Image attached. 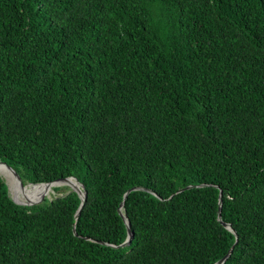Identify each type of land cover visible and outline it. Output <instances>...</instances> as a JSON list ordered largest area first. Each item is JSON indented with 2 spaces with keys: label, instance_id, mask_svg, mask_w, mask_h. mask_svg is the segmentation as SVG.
I'll return each instance as SVG.
<instances>
[{
  "label": "trees",
  "instance_id": "1",
  "mask_svg": "<svg viewBox=\"0 0 264 264\" xmlns=\"http://www.w3.org/2000/svg\"><path fill=\"white\" fill-rule=\"evenodd\" d=\"M1 161L87 197L0 176V264H264V0H0Z\"/></svg>",
  "mask_w": 264,
  "mask_h": 264
},
{
  "label": "water",
  "instance_id": "2",
  "mask_svg": "<svg viewBox=\"0 0 264 264\" xmlns=\"http://www.w3.org/2000/svg\"><path fill=\"white\" fill-rule=\"evenodd\" d=\"M1 163H8V162H4V161H1ZM9 164V163H8ZM10 165V164H9ZM11 169H12V172L14 174V177L16 179V182L17 184L19 185V187L23 190V193L27 191V187L28 186H41V185H51V184H54V183H57V182H61V181H69V180H75L78 185L80 186V188H77V189H70L68 192L64 193V194H58L56 195V193L53 191L52 195L46 199V200H42L40 202H36V203H31L28 201V199H26L24 202H20V201H15L13 198V201L19 205H22V206H29V207H33V206H38V205H42L44 204L45 202L47 201H53L57 198H61V197H66V196H69L70 194H72L73 192L77 193L78 196L80 197L81 199V205L79 207V209L77 210L76 212V215H75V219L78 220L79 218V215H80V212H81V209L83 207V204H84V200L86 199L87 197V193L85 191V188L84 186L74 177H71V178H67V179H59V180H56L54 182H51V183H42V184H26L23 182L20 174L17 172V170L11 166ZM1 176V174H0ZM207 186H212L211 184H203V185H199L197 187H207ZM59 187V186H57ZM193 187L195 186H189V187H186L184 189H181L179 192H182L184 190H189V189H192ZM139 190H147L151 193H153L151 190H148L146 188H143V187H135L131 190H129L125 196H124V200L122 201L121 205H120V208L118 209V212L120 214V216L122 217L126 227H127V233H128V237L126 239V241L120 245L119 247H125L127 245H129L133 239V232L131 231L130 229V222L127 218V215H126V212H125V208H124V205H125V201L128 197V195L133 192V191H139ZM8 192L10 193V189L8 187ZM154 194V193H153ZM221 211H222V192H220V196H219V210H218V221L227 229L229 230L230 232H232L233 234L236 235V238H238V235L237 233L232 229L231 225L229 223H226L222 220V215H221ZM74 234L76 235V231H75V228H74ZM105 244V243H103ZM112 247H117V246H113L111 245ZM233 246L229 249V251L227 252V254L216 264H224L226 262V260L228 259V257L231 255L232 251H233Z\"/></svg>",
  "mask_w": 264,
  "mask_h": 264
},
{
  "label": "bare ground",
  "instance_id": "3",
  "mask_svg": "<svg viewBox=\"0 0 264 264\" xmlns=\"http://www.w3.org/2000/svg\"><path fill=\"white\" fill-rule=\"evenodd\" d=\"M0 174L8 180L12 191H14L16 196L19 197V195L23 193V190L16 184V179L14 177L11 167L5 163H1L0 164ZM57 186L59 187L68 186L72 189L80 188V186L75 180L61 181V182H57L51 185L28 186L27 191L23 193V200L28 199L29 202L36 203V202L41 201L44 198H49L51 194L53 193L54 187H57ZM39 195H41L40 199H38L35 202V200L37 199Z\"/></svg>",
  "mask_w": 264,
  "mask_h": 264
},
{
  "label": "rangeland",
  "instance_id": "4",
  "mask_svg": "<svg viewBox=\"0 0 264 264\" xmlns=\"http://www.w3.org/2000/svg\"><path fill=\"white\" fill-rule=\"evenodd\" d=\"M1 176H2V175H1ZM2 178L4 179V181H5L6 185H7V187H9V189H10V196H11V198H13V199L15 198V199H14L15 201L24 202L25 200H23V193L20 194L19 197H17L16 194L14 193V191H12L11 186H10L8 180H7L6 178H4L3 176H2ZM55 193H56V192H55ZM60 194H61V193H60ZM45 195H46V194H45ZM51 195H52V194H51ZM56 195H58V193H56ZM40 197H41V195H39V196L37 197V199L35 200V202H36L38 199H40ZM33 202H34V201H33Z\"/></svg>",
  "mask_w": 264,
  "mask_h": 264
},
{
  "label": "clouds",
  "instance_id": "5",
  "mask_svg": "<svg viewBox=\"0 0 264 264\" xmlns=\"http://www.w3.org/2000/svg\"><path fill=\"white\" fill-rule=\"evenodd\" d=\"M61 187V186H60ZM54 191V190H53ZM55 192V191H54Z\"/></svg>",
  "mask_w": 264,
  "mask_h": 264
}]
</instances>
